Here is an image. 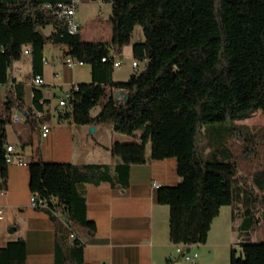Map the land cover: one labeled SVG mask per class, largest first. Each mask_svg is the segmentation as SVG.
<instances>
[{
    "label": "trees",
    "instance_id": "1",
    "mask_svg": "<svg viewBox=\"0 0 264 264\" xmlns=\"http://www.w3.org/2000/svg\"><path fill=\"white\" fill-rule=\"evenodd\" d=\"M69 2L0 0V85L6 89L0 101V188L7 182L6 126L12 110L23 109L12 68L25 49L33 77L42 72L47 43L64 46V57L90 67L91 81L71 87L67 103L58 104V121L107 122L117 133H138L135 141L110 146L118 159L114 165L48 163L37 147L38 159L28 162L29 190L37 204H45L35 209L53 222L54 264H85L84 240L95 225L86 217L81 185L105 182L125 189L130 165L166 158L176 160L180 179L156 188L157 203L169 209L170 242L205 244L221 207L241 203L245 234L230 251L229 264H264V240L248 237L264 207L258 197L264 191V162L254 143L264 141V128L238 123L256 112L264 116V0H108L109 41L82 40L79 25L71 33L59 15V5ZM46 27L51 28L47 35ZM137 27L140 36L132 41ZM131 42L137 67L138 59L145 65L126 81H113V63ZM118 90L128 99L118 100ZM42 98L34 87L32 106L25 109L27 144L49 120ZM95 107L99 111L92 115ZM25 253L21 239L8 242L0 248V264H24Z\"/></svg>",
    "mask_w": 264,
    "mask_h": 264
},
{
    "label": "crops",
    "instance_id": "2",
    "mask_svg": "<svg viewBox=\"0 0 264 264\" xmlns=\"http://www.w3.org/2000/svg\"><path fill=\"white\" fill-rule=\"evenodd\" d=\"M82 1V5L91 3L99 7L107 6L106 10H98L99 18L107 21L110 12L108 0H102L103 3L100 0ZM77 10L75 20L81 28V23L86 20L88 14L78 16ZM43 32L47 35L51 28L46 27ZM80 32L84 41H109L111 38V27L107 29L97 24H93L89 31ZM131 44L132 63L136 59ZM65 50L64 46L50 43L44 46L40 74L43 83L40 85H34L36 76L33 77L31 74L30 55L23 54L22 59L15 62L12 68V76L19 84L23 109L12 110L11 118L17 117L19 121L12 118V122L6 126L7 145L14 147V156L22 158L25 164L8 165L6 187L0 188V206L4 209V219L0 221V248L8 242L21 239L26 250L24 264H54L53 222L48 214L32 208L29 202L28 162L38 159L37 147L39 158L48 163L114 165L118 159L111 156L110 146L115 141L136 140L135 135L128 136L115 132L107 122L78 125L71 120H57V112L60 109L58 102L63 94L69 91L72 85L91 81L89 66L85 71L83 69L85 64L75 69H69L64 65ZM23 59L25 61H22ZM118 59L121 65L114 68L113 81L124 82L134 70L131 64L129 66L128 59L123 53ZM16 67H23L27 71L28 80L16 76ZM34 87L41 90L42 99L46 100L43 103V111L49 115L48 124L51 126V132L42 138L38 129L32 133L33 143L27 144L26 139L30 130L25 121V109L32 106ZM57 89L60 91L59 94L56 93ZM5 91V87L0 85V101L6 98ZM125 94V91L118 90L115 96L122 100ZM56 97H59L57 102ZM98 111L99 107H95L92 115ZM248 119L238 123L251 126ZM145 154L149 156L150 146L149 151L145 146ZM179 180L176 160L166 158L130 165L129 182L125 189L112 188L105 182L98 186L81 185L78 190L85 197L86 217L95 225L93 235L84 240V263L186 264L182 252L176 251L180 247L189 255L197 254L192 261L193 264H229L230 251L238 248V243L245 234L240 228L243 219L241 203H237L233 208L221 207L219 215L212 222L205 244H192L187 247L174 245L169 240V209L157 203L153 183L174 186ZM258 197L264 202V191L259 192ZM263 214L264 207L256 214V227L259 226ZM10 229L13 230L10 232ZM248 237L251 240L263 239L261 232L258 233L256 230L249 233Z\"/></svg>",
    "mask_w": 264,
    "mask_h": 264
},
{
    "label": "built area",
    "instance_id": "3",
    "mask_svg": "<svg viewBox=\"0 0 264 264\" xmlns=\"http://www.w3.org/2000/svg\"><path fill=\"white\" fill-rule=\"evenodd\" d=\"M81 3V0H70L68 4L64 5H59V15L63 17L67 21L68 29L71 33L76 32V20H75V13L77 10L78 5ZM24 55L29 56L30 52L29 49H25L23 52ZM104 60V59H103ZM64 65L69 68V69H75L76 67H80L84 65L82 61L76 58L72 57H64L63 59ZM121 65V61L117 58L115 62L113 63V68H118ZM131 66L133 70L135 71L137 68V63L136 61H133L131 63ZM43 83V79L40 76H36L34 79V85H40ZM71 87H74L76 89V85H72ZM70 87V88H71ZM70 97V90L67 91L66 93L63 94L62 98L59 100L58 104L59 106H64L67 103V99ZM41 114H38V117H41ZM12 118H17V117H12ZM11 118V119H12ZM51 132V126L48 123H41L40 124V136L42 138L47 137ZM14 153V147L12 145H6V150H5V163L7 165L17 163L20 165H24L25 162L22 158H16ZM160 185L158 183H153L154 188H158ZM30 206L32 208H36L37 206L44 207L45 204L42 201H39L37 204L35 197L30 196L29 198ZM4 219V209L0 206V221ZM72 238L73 235H70ZM177 252H182L183 259L186 262H192L196 257L197 254L194 255H189L181 250L180 247L176 249Z\"/></svg>",
    "mask_w": 264,
    "mask_h": 264
},
{
    "label": "rangeland",
    "instance_id": "4",
    "mask_svg": "<svg viewBox=\"0 0 264 264\" xmlns=\"http://www.w3.org/2000/svg\"><path fill=\"white\" fill-rule=\"evenodd\" d=\"M101 1L102 0H100V2ZM81 3L78 5L77 15L81 16V14H86V13L88 14L86 16V20L82 21V23H81V31H83V32L85 30L89 31L93 24L100 25L103 28H107V29L110 28L109 22H107L105 20H101L99 18V15H98L99 14L98 10L99 9L106 10L107 6L99 7L97 4H91L90 3L89 5H82ZM85 3H87V2H85ZM101 3H103V2H101ZM139 36H140V30L137 27L135 32H134V34H133L132 41L135 40L136 38H139ZM130 44L131 43H129L128 45H125L123 47V50H122V53H123L124 57H126L128 59L129 66L131 64V59H132L131 52H130ZM22 61H25V59H23ZM137 62H138V67H137L136 71H140L144 67L145 61L138 59ZM83 69L86 71V69H88V65H85ZM115 70H117V69H115ZM118 72L119 71H116V73H118ZM15 74H16V76H18V77H20L22 79L28 80L27 71L23 67H21V68L16 67ZM56 93L57 94L60 93L59 89H57ZM58 99H59V97H56L55 101L57 102ZM248 123L251 125L250 127H252L253 129H258V128H262L263 129L264 128V116L261 113L256 112L253 116L249 117ZM137 133L138 132H135V135ZM254 143L257 144L258 159L261 162H264V141L259 140V138H256ZM146 148L149 151V144L146 145ZM253 165L251 164V166H249V167H244L243 165H241L240 170L241 171L248 170V169L250 170L251 168H253ZM223 212H224V210H223ZM223 212H221V213H223ZM256 231L258 233L261 232V234L263 235V240H264V214L261 217L259 226H257ZM185 263L186 264H193L192 262H185Z\"/></svg>",
    "mask_w": 264,
    "mask_h": 264
},
{
    "label": "water",
    "instance_id": "5",
    "mask_svg": "<svg viewBox=\"0 0 264 264\" xmlns=\"http://www.w3.org/2000/svg\"><path fill=\"white\" fill-rule=\"evenodd\" d=\"M123 99H125V100H127L128 99V96H127V93L125 94V96H124V98ZM94 128L92 127L91 128V130H93ZM13 229H10L9 231L11 232Z\"/></svg>",
    "mask_w": 264,
    "mask_h": 264
},
{
    "label": "bare ground",
    "instance_id": "6",
    "mask_svg": "<svg viewBox=\"0 0 264 264\" xmlns=\"http://www.w3.org/2000/svg\"><path fill=\"white\" fill-rule=\"evenodd\" d=\"M78 27V25H77V23H76V28ZM18 118H14V120H17ZM22 120H24V119H22ZM18 121H19V119H18Z\"/></svg>",
    "mask_w": 264,
    "mask_h": 264
}]
</instances>
